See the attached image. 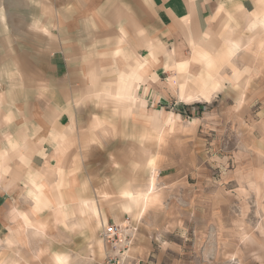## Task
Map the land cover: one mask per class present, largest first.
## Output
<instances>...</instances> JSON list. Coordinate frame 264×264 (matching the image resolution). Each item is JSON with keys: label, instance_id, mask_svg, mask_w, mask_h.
<instances>
[{"label": "rangeland", "instance_id": "rangeland-1", "mask_svg": "<svg viewBox=\"0 0 264 264\" xmlns=\"http://www.w3.org/2000/svg\"><path fill=\"white\" fill-rule=\"evenodd\" d=\"M2 6L0 0V14ZM243 15L236 10L233 19L217 20L218 46L242 28ZM8 17L14 26L18 16ZM194 51L190 44L183 54L167 56L165 69L153 56V72L137 59L127 72L92 88L81 108L86 181L74 183L76 198L67 204L60 198L70 186L64 178L44 173L47 182L38 184L37 196L27 183V199L0 226V264H64V256L66 264H98L108 249L104 226L126 222L139 241L134 246L146 250L145 257L132 255L141 264H264V52L250 64L246 95L231 88L232 71L224 66L221 91L210 101H188L181 97L177 63L188 62L191 80L210 82ZM243 54L232 60L238 72L249 65L251 55ZM10 77L14 73L0 70V101ZM153 176L158 201L140 216L122 213L123 192L145 191ZM88 200L99 215L79 212Z\"/></svg>", "mask_w": 264, "mask_h": 264}, {"label": "crops", "instance_id": "crops-1", "mask_svg": "<svg viewBox=\"0 0 264 264\" xmlns=\"http://www.w3.org/2000/svg\"><path fill=\"white\" fill-rule=\"evenodd\" d=\"M2 2L0 70L14 73L8 79L10 90L2 93L0 101V226L4 228L5 220L27 199V183L32 182L30 193L37 196L38 184L46 183L47 175L64 178L61 183L69 181L60 198L66 204L74 201V183L86 181L85 162L80 161L84 157L79 153L84 150L80 146V124L85 120H81V108L86 107L92 88L106 85L111 74L117 77L127 72L137 59L145 60L147 70L153 72V56L159 61L156 65L164 68L167 56L181 55L191 44L206 69L204 80L209 78L213 87H208L210 82L191 80L186 74L188 62H179L175 69L181 97L210 101L211 93L223 87L219 78L224 66L232 71L231 88H239L244 96L251 79L250 64L263 60L259 41L264 38V0ZM236 10L245 16L242 28L218 46L212 32L215 24L225 15L224 21L233 19ZM10 15L18 16L12 21L14 26ZM239 52L251 55L244 72L236 71L232 63ZM61 199L55 200L58 206L63 205ZM79 207L81 214L87 210L94 217L99 215L89 200ZM120 211L130 213L121 204ZM133 246L131 255L146 256L144 247Z\"/></svg>", "mask_w": 264, "mask_h": 264}, {"label": "built area", "instance_id": "built-area-1", "mask_svg": "<svg viewBox=\"0 0 264 264\" xmlns=\"http://www.w3.org/2000/svg\"><path fill=\"white\" fill-rule=\"evenodd\" d=\"M106 224L102 231V239L108 246L106 257L98 264H141L131 255L133 245V227L131 222Z\"/></svg>", "mask_w": 264, "mask_h": 264}, {"label": "bare ground", "instance_id": "bare-ground-1", "mask_svg": "<svg viewBox=\"0 0 264 264\" xmlns=\"http://www.w3.org/2000/svg\"><path fill=\"white\" fill-rule=\"evenodd\" d=\"M259 50L264 52V38H262L261 41H259ZM123 101L130 102V98L123 99ZM155 163L156 162L154 160L153 161L154 172L156 171ZM156 181L158 180H155V176L151 177L148 189L143 193L142 191L141 192H132V191L123 192L122 196L123 198H125L126 201L121 203L122 209L130 213L137 211L138 216H140L144 212V210L147 208L148 204H150V202L158 201L156 193H155ZM141 199H143V205H142V208L139 209ZM62 259H63L64 264H66L69 261L68 256H64Z\"/></svg>", "mask_w": 264, "mask_h": 264}]
</instances>
